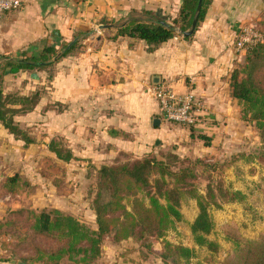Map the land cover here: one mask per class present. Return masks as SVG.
I'll use <instances>...</instances> for the list:
<instances>
[{
  "label": "crops",
  "instance_id": "1",
  "mask_svg": "<svg viewBox=\"0 0 264 264\" xmlns=\"http://www.w3.org/2000/svg\"><path fill=\"white\" fill-rule=\"evenodd\" d=\"M182 2L19 0L16 10L0 17V56L25 50L37 56L49 45L58 51L63 45L73 49L47 71L15 76L6 71L4 92L19 89L27 96L25 89L46 82L51 103L62 105V111L48 112L53 133L48 143L63 138L73 157H85L92 166L111 164L118 153L141 158L169 145L167 140L189 151V143L197 137L164 120L154 97L159 86L177 95L191 94L200 102L209 144L218 133L246 131L250 127L231 97L230 76L243 55L234 51L233 43L241 27L263 23L264 0H213L192 36L184 38L177 31L153 51L142 41L115 36L117 28L130 21L171 25ZM39 103L15 117L19 127L38 115ZM33 145L15 140L0 124V221L20 208L18 195L2 185L10 177L23 178V163L34 159Z\"/></svg>",
  "mask_w": 264,
  "mask_h": 264
},
{
  "label": "trees",
  "instance_id": "2",
  "mask_svg": "<svg viewBox=\"0 0 264 264\" xmlns=\"http://www.w3.org/2000/svg\"><path fill=\"white\" fill-rule=\"evenodd\" d=\"M212 1L203 0L198 24L204 20ZM197 2L198 0H183L178 18L171 25L160 20L130 21L119 26L115 36L142 41L148 51H153L175 37L177 31L182 33L189 30ZM258 27L263 33V40L242 55L240 63L231 73L230 90L231 97L239 108L241 120L253 129L260 142V148L253 155L252 161L264 166V24L261 23ZM65 47L63 45L61 49ZM72 49L73 47L67 51H58L55 46L49 45L44 46L37 56L29 54L27 50L13 56H0V124L25 146L33 145L34 138L18 126L15 117L31 112L39 101V95L37 92L27 96L16 92L5 93L4 73L8 71L15 76L24 71H47V68L67 56ZM205 122L200 119L193 126L183 127L192 133H200L198 139L207 145L209 138L201 134ZM47 152L59 162L68 163L74 159L69 149L54 140L48 143ZM197 166L209 168L215 167L216 163L209 165L201 159L181 160L177 154L163 153L161 150L138 159L118 153L111 164H104L96 169L95 192L91 199L95 228H90L57 209H18L9 211L0 221V234L10 235L18 225V218L25 217L22 225L25 224L23 228L27 234L18 240L30 245L35 252L34 257L22 259L26 264H94L106 238L114 245L134 242L138 244L141 255L143 251L153 253L151 241L163 238L176 223L182 221L180 201L184 195H189L196 200L198 206V213L189 225L193 242L196 247L205 248L211 254L217 253L218 244L208 239L214 228L208 207L213 203L220 208L221 203L244 201L246 196L240 191L225 187L219 177L214 184L207 183L204 195L199 194L195 185L198 178ZM24 185L26 183L21 178L13 176L5 180L2 186L9 193L16 194ZM125 200L130 202V209H127ZM225 231L226 240L233 247L219 264H264V234L256 239H246L232 226L225 227ZM42 242L47 247L38 245ZM156 255L163 264H189L196 251L165 241L163 251Z\"/></svg>",
  "mask_w": 264,
  "mask_h": 264
},
{
  "label": "rangeland",
  "instance_id": "3",
  "mask_svg": "<svg viewBox=\"0 0 264 264\" xmlns=\"http://www.w3.org/2000/svg\"><path fill=\"white\" fill-rule=\"evenodd\" d=\"M37 85L34 89L24 88L29 91V95L37 92L40 98V103L38 101L40 109L38 115L20 124L21 129L34 135L35 145H37H33L34 150L30 152L34 155V159L23 163L21 181L26 185L20 187L16 193L21 201L18 205L19 209L33 211L57 209L75 217L88 227L95 228L91 199L95 192L96 169L100 165L92 166L86 162L85 157L80 158V156L74 157L68 163H63L47 152L45 146L53 135L49 133L52 125L48 122V112L53 109L57 112L62 111V105L51 103L46 82L43 86L37 87ZM3 90H5L4 85ZM13 92L19 94L20 90ZM204 131L207 132L205 126ZM209 133L213 134L211 131ZM199 134L193 131L192 136L197 139L189 143L188 152L179 144L172 145V140H167L169 145L163 146L161 152H173L181 160L201 159L209 165L216 163L215 167H196L198 178L195 185L197 192L201 195L205 194L207 183L214 184L218 177L230 190L247 192L244 201L221 203L220 208L212 203L208 207L209 216L214 224L208 239L218 244L217 253L211 254L205 248L195 246L189 225L198 213V206L194 198L184 195L179 205L182 221L176 223L163 238L151 241L153 253L143 251L141 255L138 252V244L134 242L128 241L114 245L110 239L106 238L101 245V254L94 264H163L156 254H161L165 241L195 249L196 255L189 264H219L233 247L232 243L226 240L225 227H234L237 233L246 239H256L264 234V166L259 165L255 160L252 161L253 155L260 148L257 135L251 127L246 131L218 133L214 135L213 142L206 145L198 139ZM56 142L65 146L61 137L57 136ZM207 146L211 147L207 149ZM78 152L81 154V149ZM144 202L147 201L144 199ZM124 203L127 209H130V202L125 200ZM24 218L23 216L18 218V225H22ZM18 225L10 235L0 234V264H17L22 262L23 258H32L35 255L30 245L18 240L27 234L23 228L25 224L23 223L22 227ZM38 245L47 247L45 242Z\"/></svg>",
  "mask_w": 264,
  "mask_h": 264
},
{
  "label": "built area",
  "instance_id": "4",
  "mask_svg": "<svg viewBox=\"0 0 264 264\" xmlns=\"http://www.w3.org/2000/svg\"><path fill=\"white\" fill-rule=\"evenodd\" d=\"M18 7L19 0H0V17ZM262 40L263 33L258 25L250 24L241 27L234 40L233 48L236 53L244 54ZM154 97L158 102L161 115L169 123L190 127L199 123L205 115L200 102L191 94L177 95L171 88L159 86L154 89Z\"/></svg>",
  "mask_w": 264,
  "mask_h": 264
},
{
  "label": "water",
  "instance_id": "5",
  "mask_svg": "<svg viewBox=\"0 0 264 264\" xmlns=\"http://www.w3.org/2000/svg\"><path fill=\"white\" fill-rule=\"evenodd\" d=\"M202 2H203V0H198L197 5H196V10H195V16L193 18V21L191 23V26H190L189 30H187L185 32H182V36L184 38H188V37H190V36H192L194 34V32H195V30L197 28L198 15H199V12L201 10ZM68 47H70V46H68ZM68 47L65 48V50H67ZM17 264H26V263L18 262Z\"/></svg>",
  "mask_w": 264,
  "mask_h": 264
}]
</instances>
